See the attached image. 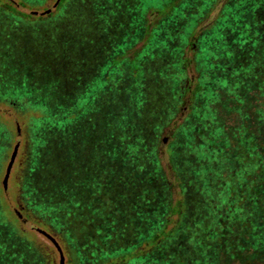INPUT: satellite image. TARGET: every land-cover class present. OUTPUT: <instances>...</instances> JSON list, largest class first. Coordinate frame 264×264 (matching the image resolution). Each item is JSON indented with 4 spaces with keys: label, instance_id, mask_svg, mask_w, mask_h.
I'll return each instance as SVG.
<instances>
[{
    "label": "trees",
    "instance_id": "16d2710c",
    "mask_svg": "<svg viewBox=\"0 0 264 264\" xmlns=\"http://www.w3.org/2000/svg\"><path fill=\"white\" fill-rule=\"evenodd\" d=\"M55 2L0 0V91L24 82L30 99L0 111V144L25 129L11 196L0 181V264H55L41 230L66 264H264V0H225L213 28L202 0H169L143 24L168 16V45L141 58L152 35L119 40L138 0ZM37 101L58 119L32 131Z\"/></svg>",
    "mask_w": 264,
    "mask_h": 264
},
{
    "label": "rangeland",
    "instance_id": "374dc122",
    "mask_svg": "<svg viewBox=\"0 0 264 264\" xmlns=\"http://www.w3.org/2000/svg\"><path fill=\"white\" fill-rule=\"evenodd\" d=\"M16 2H22L24 3L27 7L22 8L23 11L25 12H29L28 7H32L33 9L37 10L38 12H41L42 10H44L45 8H51L52 2L53 0H15ZM169 0H138V6H137V11L135 13V16L132 17L131 21H133L135 23L136 26V30L132 33L131 30L128 33L127 32V28L124 29L119 37V40H121V42L123 41L122 45L124 44V48L127 49L129 46L134 45V44H141L143 41L142 39L145 36H150L151 39L149 41V43L147 44V46L142 49L141 54H139L140 58L149 51V46L152 44H155L156 42H161L164 41L163 44H167L168 45V34L166 37H161L160 34L163 33V35H165V27L168 24V21L170 20V18L167 17H162L160 19V22L157 23L158 25L156 26V28H153L152 30L149 29L148 32L145 29V27L143 26V24H145L146 20H147V16L149 14V12H155V10H158L159 8H163L162 6L168 2ZM188 0H182L181 4L184 5L185 2H187ZM203 1V5H201V7H203L202 9L203 11V18L204 22L202 23L207 24L209 27L212 26L211 28H213V24L215 25L216 22L219 24L221 22L220 19H222V15L223 13L218 16V18H216L217 13L222 12V8L226 6V3H229L230 0H227V2L225 3V0H202ZM261 0H250V2L246 5H243L242 7H234V9L236 10L237 13L240 12H247L249 13L253 8L248 7L250 5H253L254 8H256V6H254V4L257 2H260ZM129 3V2H128ZM225 4V5H224ZM127 5V3H126ZM1 14V13H0ZM159 16L158 13H151L149 15L150 18H154L153 20H155V18H157ZM174 18V17H173ZM172 21V19H171ZM189 22L184 23L183 27L181 29V31L179 32V34L177 35V38L180 40H184L188 34L190 33V29L189 26L191 24V20H188ZM8 24H12L11 21L7 22ZM15 24H22L19 21H16ZM14 23L12 25H15ZM164 28V29H163ZM217 29V27H216ZM213 30V29H212ZM5 37H0V42L2 40H4ZM142 41V42H141ZM141 42V43H140ZM124 50V49H123ZM125 51V50H124ZM114 55V54H112ZM110 55L108 57V59L111 58ZM108 59L106 60V63L108 62ZM105 66L102 65V67L100 68V71L96 73V75L86 84V86L84 87V90L79 98V102L78 105L83 107L84 110L86 111L87 109H89L91 107V105L94 103V101L96 99H98V97L101 95V93L108 87V81L106 80L105 76H104V72H103V68ZM137 79L135 80V84L139 85V82H141L142 80V73L137 75ZM7 90H1L0 93H4L5 96H0V111L2 109H4L5 107L8 108V103L7 102H15L16 104L21 105V107L27 106L28 103L25 102L26 100H30L28 99L29 96V89L27 88L26 84L24 82H20L18 85L16 86H9L6 88ZM134 89H141V86L139 87H134ZM4 98V99H3ZM5 104V105H4ZM7 105V106H6ZM37 107L40 108L43 112H44V117H42L40 120H34L32 122H30V125L28 126L29 130L32 129V131L34 130V125H38V123L42 124L43 121H50V122H54L56 121L57 118V114L54 111L51 106H49V103H46L44 101H37ZM24 131L25 129L22 131V129L19 130V136H17V138L15 139V141L10 144L7 139H6V146L5 144L1 143L0 144V163L2 162V170H1V174H0V181L2 183L3 180V176L5 173V168L6 165L9 161V157L10 154L12 152L13 149V145L15 144V142L18 141L19 143V148H18V154L16 156L15 162L13 164L12 170H15L14 165L16 166L17 160H23V158H21V156L19 155L21 152V145L23 143V138H24ZM5 141V140H4ZM25 160V158H24ZM24 162V161H23ZM11 170L10 176L8 178V183H7V188L5 190H8V195L11 196V194H13L12 191V180H13V171ZM18 176V175H17ZM58 260L59 258L56 256L55 258V264H58ZM66 261V260H65Z\"/></svg>",
    "mask_w": 264,
    "mask_h": 264
},
{
    "label": "water",
    "instance_id": "95a60500",
    "mask_svg": "<svg viewBox=\"0 0 264 264\" xmlns=\"http://www.w3.org/2000/svg\"><path fill=\"white\" fill-rule=\"evenodd\" d=\"M58 1L59 0H56V2L54 3V6H56V4H57ZM48 11H49V9H47L45 12H48ZM18 148H19V143L17 142L13 146L12 152H11L10 157H9V161H8V163L6 165V168H5V173H4L3 180H2V184H3L4 189L7 188L8 178L10 176V173H11V170H12V167H13V164H14L15 159H16V156L18 154ZM40 232L43 235H45L53 243V245L56 247V249H57V251L59 253L58 264H66V261H65V257H64L62 248L59 245L58 241L52 235H50L49 233H47L46 231L41 230Z\"/></svg>",
    "mask_w": 264,
    "mask_h": 264
}]
</instances>
